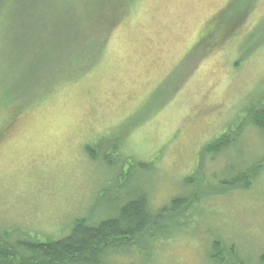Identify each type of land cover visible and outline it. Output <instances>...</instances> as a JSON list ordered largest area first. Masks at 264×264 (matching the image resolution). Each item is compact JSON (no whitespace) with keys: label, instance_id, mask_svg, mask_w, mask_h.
Masks as SVG:
<instances>
[{"label":"rangeland","instance_id":"1","mask_svg":"<svg viewBox=\"0 0 264 264\" xmlns=\"http://www.w3.org/2000/svg\"><path fill=\"white\" fill-rule=\"evenodd\" d=\"M120 1L0 0V239H57L140 194L151 213L192 198L105 264H219L213 242L258 264L264 0L241 19L246 0ZM35 2L53 17L38 36Z\"/></svg>","mask_w":264,"mask_h":264},{"label":"trees","instance_id":"2","mask_svg":"<svg viewBox=\"0 0 264 264\" xmlns=\"http://www.w3.org/2000/svg\"><path fill=\"white\" fill-rule=\"evenodd\" d=\"M246 1L245 9L239 19L250 6L251 0ZM125 2L127 1L121 0L118 3L119 6L122 3L118 9L120 13ZM32 8V23H34L32 30L37 36L38 33H48L53 26V17L48 15V9L37 2ZM106 15H108L107 11L105 18ZM119 19L118 15L115 16L114 21H110L112 26ZM82 31L83 29L80 32ZM85 39L92 44L93 37L87 36ZM101 47L103 43L98 45L99 49ZM92 51L91 47L82 50L83 58L89 60L93 55ZM252 115L248 121L264 129V104L256 106ZM225 139H227L226 135L214 138L207 142L204 149L218 151ZM192 200V198H172L166 205L151 213L148 210L146 195L140 194L127 200L115 216L103 218L96 223L88 222L85 217L75 218L69 232L57 239L31 242H8L0 239V264H105L111 252L126 251L128 247L137 246L139 243V246L146 248L148 246L146 242L151 239L153 241L158 231L161 233L156 227L159 224L164 225V218L177 214ZM225 248L227 247H223L219 242H213V257H216L219 264H246V260L239 257L233 246ZM258 264H264V251L258 257Z\"/></svg>","mask_w":264,"mask_h":264}]
</instances>
